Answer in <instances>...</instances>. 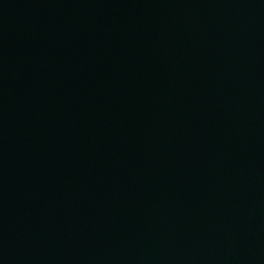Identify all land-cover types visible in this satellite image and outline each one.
Segmentation results:
<instances>
[{
	"label": "water",
	"instance_id": "obj_1",
	"mask_svg": "<svg viewBox=\"0 0 264 264\" xmlns=\"http://www.w3.org/2000/svg\"><path fill=\"white\" fill-rule=\"evenodd\" d=\"M0 264H264V0H0Z\"/></svg>",
	"mask_w": 264,
	"mask_h": 264
}]
</instances>
